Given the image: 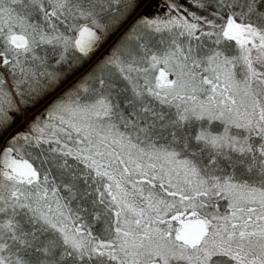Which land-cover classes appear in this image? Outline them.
<instances>
[{
	"label": "snow or ice",
	"instance_id": "6c2138e0",
	"mask_svg": "<svg viewBox=\"0 0 264 264\" xmlns=\"http://www.w3.org/2000/svg\"><path fill=\"white\" fill-rule=\"evenodd\" d=\"M140 3L0 0V264H264V0Z\"/></svg>",
	"mask_w": 264,
	"mask_h": 264
},
{
	"label": "rangeland",
	"instance_id": "374dc122",
	"mask_svg": "<svg viewBox=\"0 0 264 264\" xmlns=\"http://www.w3.org/2000/svg\"><path fill=\"white\" fill-rule=\"evenodd\" d=\"M165 10V0H145L141 6L139 7V9L134 13L133 17L126 23V25L132 21L137 15H141V14H148L150 16L153 15H162L164 13ZM126 25L123 27V29L126 27ZM117 36H115L112 40H109L105 43V45L103 46V48L101 49L100 52L97 53V56L101 55L102 53H104L107 48L110 46V44L112 43V41L116 38ZM80 74V73H79ZM78 74V75H79ZM77 75V76H78ZM72 79H75L72 78ZM70 81H68V83H70ZM52 97H50L49 99H47L43 104H40L39 106H37L35 109H33L32 111H30L28 113L29 116H31L34 113H38L40 110H42L44 104H46ZM24 123H26V120L19 118L17 121V124L10 130V132L5 136V138L7 136H9V134L11 132H13L14 130H18L20 126H22ZM3 142V141H2ZM1 142V144H2Z\"/></svg>",
	"mask_w": 264,
	"mask_h": 264
},
{
	"label": "trees",
	"instance_id": "16d2710c",
	"mask_svg": "<svg viewBox=\"0 0 264 264\" xmlns=\"http://www.w3.org/2000/svg\"><path fill=\"white\" fill-rule=\"evenodd\" d=\"M144 1H145V0H141L140 6H141V4H142ZM138 9H139V8H137V9L135 10V12H136ZM135 12H134V13H135ZM134 13H132V15L130 16L129 20L133 17ZM139 16H140V15H137V16H136L132 21H130L127 25L125 24L126 27H125L124 29H123V27H124L125 25H124L122 28H120V30L117 31L115 34H113V35L110 36V38L108 39V41H109V40H112L115 36H117V37L112 41V43L110 44V46L113 45V44L117 41V39H118V38H119V37H120V36L126 31V29H127V28H128V27H129L134 21H135V19L138 18ZM129 20H128V21H129ZM128 21H127V22H128ZM104 45H105V44H104ZM110 46L107 48V50L110 48ZM107 50H106V51H107ZM106 51H105V52H106ZM78 74H79V73H77L76 75H78ZM72 78H74V77H72ZM70 83H71V82H70ZM49 98H50V97H48L47 99H49ZM47 99L42 100V101H41L40 103H38L34 108L30 109V111H32L33 109H35V108H36L37 106H39L40 104H43ZM48 102H49V101H48ZM48 102H47V103H48ZM47 103H46V104H47ZM46 104H44L43 108L45 107ZM43 108H42V110H43ZM42 110H40V111H42ZM30 111H29V112H30ZM40 111H39V112H40ZM39 112H38V113H39ZM18 119H19V118H17V121H18ZM17 121H16V123H15L11 128L8 129L7 132H5V133L3 134L4 137H5V136L10 132V130H11V129L17 124ZM22 126H23V125H22ZM22 126H20L19 129H20ZM19 129H18V130H19ZM15 131H17V130H14L13 132H15ZM13 132H11V133H13ZM11 133H10V134H11ZM10 134H9V135H10ZM1 142H2V140H0V144H1Z\"/></svg>",
	"mask_w": 264,
	"mask_h": 264
}]
</instances>
